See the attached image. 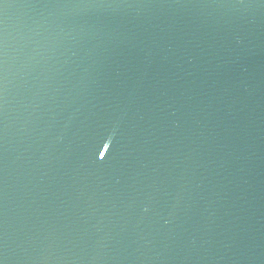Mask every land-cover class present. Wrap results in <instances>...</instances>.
Here are the masks:
<instances>
[{
    "label": "water",
    "instance_id": "95a60500",
    "mask_svg": "<svg viewBox=\"0 0 264 264\" xmlns=\"http://www.w3.org/2000/svg\"><path fill=\"white\" fill-rule=\"evenodd\" d=\"M0 264H264V0H0Z\"/></svg>",
    "mask_w": 264,
    "mask_h": 264
}]
</instances>
